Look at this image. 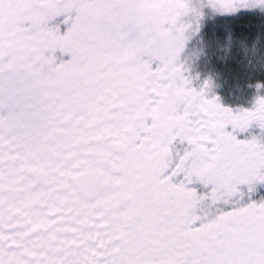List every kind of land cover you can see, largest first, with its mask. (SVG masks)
<instances>
[{
	"label": "snow or ice",
	"instance_id": "snow-or-ice-1",
	"mask_svg": "<svg viewBox=\"0 0 264 264\" xmlns=\"http://www.w3.org/2000/svg\"><path fill=\"white\" fill-rule=\"evenodd\" d=\"M205 9L264 0H0V264H264V85L197 82Z\"/></svg>",
	"mask_w": 264,
	"mask_h": 264
},
{
	"label": "rangeland",
	"instance_id": "rangeland-1",
	"mask_svg": "<svg viewBox=\"0 0 264 264\" xmlns=\"http://www.w3.org/2000/svg\"><path fill=\"white\" fill-rule=\"evenodd\" d=\"M235 20L246 22L241 24L240 36L232 29H225ZM206 22L209 25L201 28L197 41L186 53L190 71L216 79V93L226 96L227 103L237 101L241 102V107L250 108L257 94L256 84L247 92L245 86L257 80L259 74L264 75V14L243 10L232 14H211L209 10ZM220 22L222 26H218ZM235 75L244 77V91L242 86L241 91L235 88ZM220 88L222 91L218 92ZM260 94L264 95V88L260 89Z\"/></svg>",
	"mask_w": 264,
	"mask_h": 264
},
{
	"label": "flooded vegetation",
	"instance_id": "flooded-vegetation-1",
	"mask_svg": "<svg viewBox=\"0 0 264 264\" xmlns=\"http://www.w3.org/2000/svg\"><path fill=\"white\" fill-rule=\"evenodd\" d=\"M208 15H209V10L208 9H205V15H204V17L202 19L201 27L199 29V32L188 41V43L186 45V48H185V51H184V53H182V59L186 56V53H187L188 49L191 47V45L194 44L197 41V39L199 37V33H200L201 28H207V26L209 25V23H207L208 21L206 22V18L208 17ZM209 18H210V16H209ZM240 20H241V18H240ZM240 20H237L238 27L235 28V30H236L235 33H237L239 36L242 34V32H241L242 26H240V24H241L242 21H240ZM221 23L222 22H220L218 24V26H222ZM225 29H231V27H229V26L227 27V25H226L225 26ZM192 74L195 75V73H192ZM198 76H199V80L197 82H202L205 78L209 77L208 75H198ZM242 78H243V76H241V78H239L238 76H236V79H235L236 80V87L235 88H237V89L240 88V91H241V86L243 87V91H244V86H243L244 80ZM257 83H258V81L257 80H254V81L251 82V84H248L247 86H245L246 92L249 91L250 89L252 90L253 89V86L255 84H257ZM215 86H216V79H213L212 80V87H211L210 95L216 94L217 96H220V95H218L216 93ZM221 88L218 89V92L222 91ZM235 93H237V92H235ZM240 94H241V92H240ZM235 95H237V94H235ZM219 101H220V103L222 105L227 106V107H230V108H233V109L242 106L241 105V102H237V101H234V102H231V103H227L226 102L227 101L226 100V96L225 97L220 96ZM252 131L255 133V132H258L259 130L258 129H252ZM262 197H264V185H257L255 192L252 193V198L253 199H256V200H259Z\"/></svg>",
	"mask_w": 264,
	"mask_h": 264
},
{
	"label": "trees",
	"instance_id": "trees-1",
	"mask_svg": "<svg viewBox=\"0 0 264 264\" xmlns=\"http://www.w3.org/2000/svg\"><path fill=\"white\" fill-rule=\"evenodd\" d=\"M242 22H243V21H242ZM242 22H241V24L244 23V25H245L246 22H243V23H242ZM241 24H240V26H242ZM248 24L250 25V23H247L246 25H248ZM229 27H231V29H232L234 32H236L235 28L238 27V22H237V20H235L234 22H232V25H230ZM243 78H244V77H243ZM257 81H258V83H263V84H264V75H263V74H259ZM244 82H245V81H244Z\"/></svg>",
	"mask_w": 264,
	"mask_h": 264
}]
</instances>
